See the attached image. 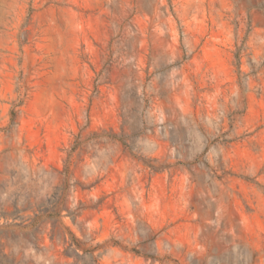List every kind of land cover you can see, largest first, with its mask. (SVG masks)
Instances as JSON below:
<instances>
[{
    "label": "rangeland",
    "instance_id": "374dc122",
    "mask_svg": "<svg viewBox=\"0 0 264 264\" xmlns=\"http://www.w3.org/2000/svg\"><path fill=\"white\" fill-rule=\"evenodd\" d=\"M0 264H264V0H0Z\"/></svg>",
    "mask_w": 264,
    "mask_h": 264
},
{
    "label": "trees",
    "instance_id": "16d2710c",
    "mask_svg": "<svg viewBox=\"0 0 264 264\" xmlns=\"http://www.w3.org/2000/svg\"><path fill=\"white\" fill-rule=\"evenodd\" d=\"M79 244H80L79 241L71 235L70 240L68 242H64L63 244L65 246L63 257L68 258V256L66 255L68 251H75V250L78 251Z\"/></svg>",
    "mask_w": 264,
    "mask_h": 264
}]
</instances>
